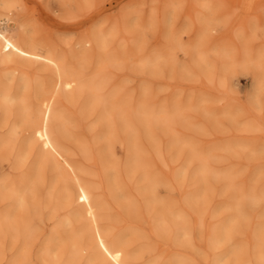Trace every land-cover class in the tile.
Returning a JSON list of instances; mask_svg holds the SVG:
<instances>
[{
	"label": "rangeland",
	"instance_id": "1",
	"mask_svg": "<svg viewBox=\"0 0 264 264\" xmlns=\"http://www.w3.org/2000/svg\"><path fill=\"white\" fill-rule=\"evenodd\" d=\"M0 29L64 58L69 68H82L87 77L102 58L115 56L120 64L109 69L126 95L147 97L155 112L179 111L171 116V129L155 125L150 136L142 127L135 132L140 167L150 165L184 177L181 185L173 176L161 193L180 200V190L184 191L187 234L174 240L153 230L152 213L146 208L128 211L108 193L107 170L127 167L125 133L109 137L98 111L84 116L82 97H60L65 113L76 118L64 147L82 169V178L97 185L109 202L108 223L134 231L138 264H163L180 255L185 264H264L257 258L259 244L264 252V200L244 196L237 211L236 199L219 177L229 175L243 194L264 192V107L254 102V64L264 63V0H0ZM12 75L15 78L7 82L14 90L28 83V100L36 97L37 83L54 80L51 68L19 59L5 61L0 50V79ZM261 98L264 106V92ZM4 119L0 110L2 132ZM7 120L11 124L15 116ZM19 130L20 142H25L28 132ZM40 149L36 143L34 150ZM193 150L208 156L207 184L197 182L203 176L202 161ZM8 166L7 160H0V179ZM198 190L203 193L199 207L193 201ZM229 222L236 224L230 242L235 250L216 239ZM159 242L167 248L161 257ZM1 251L5 254H0V264H7L14 252L8 237Z\"/></svg>",
	"mask_w": 264,
	"mask_h": 264
},
{
	"label": "bare ground",
	"instance_id": "2",
	"mask_svg": "<svg viewBox=\"0 0 264 264\" xmlns=\"http://www.w3.org/2000/svg\"><path fill=\"white\" fill-rule=\"evenodd\" d=\"M0 50L5 61L19 59L25 63H40L51 68L54 74L50 84L37 83L33 100L25 95L28 83L22 82L18 90H14L12 83L7 82L15 78L13 75L8 76V80L0 79V110L5 115L6 126V131H0V160L9 162L5 178L0 179V254H5L1 251L5 237L9 238L14 251L7 264H35L37 260L40 264H138L136 251L140 247L132 246L134 231L121 227L119 232V226L108 223L112 218L109 202L99 193L97 185L82 178V169L64 147V139L70 136L76 119L67 115L60 104L64 94L71 101L82 97L80 110L84 116L98 111V121L105 126L109 137L117 136L119 131L125 133L129 152L127 167L106 172L108 193L112 198L134 213L146 208L152 213L153 230L161 236L177 240L187 234L184 191L180 190V200L161 194L171 185L173 176L183 185V175L161 173L150 165L140 167L143 166L141 155L135 148V132L139 127L149 136L155 125L171 129V116L179 115L178 110L174 115L163 110L155 112L147 104V97L138 100L134 93L126 95L109 69L110 65L120 64L115 56L102 58L91 77H87L82 68H69L64 58L45 52L24 38L16 39L1 29ZM229 62H233V57ZM254 65L258 70L254 102L264 107L261 98L264 63L260 60ZM11 115L15 120L9 124L7 119ZM23 127L28 135L25 142H20L19 129ZM36 143L41 145L38 152L34 150ZM192 155L202 161L203 176L197 182L207 184L208 156L194 150ZM219 177L225 179L227 190H231L236 199L233 207L237 211L244 196L252 201L264 200V192L257 194L252 190L243 194L229 175ZM198 192L193 201L199 207L203 193ZM82 196L86 199H81ZM235 228L236 224L229 222L216 237L219 242L232 245L234 250L235 243L230 242ZM262 231L261 227L259 239ZM152 233L146 235L147 239ZM156 247L161 250L160 257L167 251V248L162 249L161 242ZM257 258L264 259L261 244ZM163 264H185V259L180 255L179 259L170 258Z\"/></svg>",
	"mask_w": 264,
	"mask_h": 264
},
{
	"label": "snow or ice",
	"instance_id": "3",
	"mask_svg": "<svg viewBox=\"0 0 264 264\" xmlns=\"http://www.w3.org/2000/svg\"><path fill=\"white\" fill-rule=\"evenodd\" d=\"M9 47H11V45H9ZM81 199H86V197H83V196H82Z\"/></svg>",
	"mask_w": 264,
	"mask_h": 264
}]
</instances>
